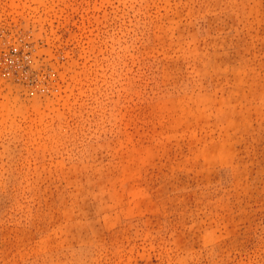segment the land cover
<instances>
[{
    "label": "rangeland",
    "instance_id": "obj_1",
    "mask_svg": "<svg viewBox=\"0 0 264 264\" xmlns=\"http://www.w3.org/2000/svg\"><path fill=\"white\" fill-rule=\"evenodd\" d=\"M0 264H264V0H0Z\"/></svg>",
    "mask_w": 264,
    "mask_h": 264
},
{
    "label": "built area",
    "instance_id": "obj_2",
    "mask_svg": "<svg viewBox=\"0 0 264 264\" xmlns=\"http://www.w3.org/2000/svg\"><path fill=\"white\" fill-rule=\"evenodd\" d=\"M20 51H21V50H20L17 46H13V47H12V52H13L14 55L19 54Z\"/></svg>",
    "mask_w": 264,
    "mask_h": 264
}]
</instances>
